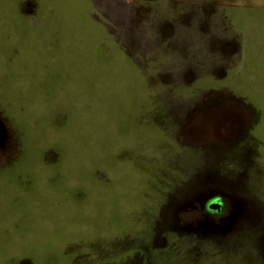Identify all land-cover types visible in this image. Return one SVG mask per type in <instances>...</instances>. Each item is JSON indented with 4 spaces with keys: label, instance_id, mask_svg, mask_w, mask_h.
Returning a JSON list of instances; mask_svg holds the SVG:
<instances>
[{
    "label": "rangeland",
    "instance_id": "1",
    "mask_svg": "<svg viewBox=\"0 0 264 264\" xmlns=\"http://www.w3.org/2000/svg\"><path fill=\"white\" fill-rule=\"evenodd\" d=\"M147 1L0 0V13L13 17V45L0 47L11 55L0 71V138L7 137L0 165L21 145L24 152L3 188L5 208L19 213L9 218L22 225L9 241L35 238L8 264H264V224L247 225L241 214L264 212V75L230 77L251 62L264 65V8L249 13L257 33L242 57L214 56L234 59L229 79L193 87L188 65L178 71L171 64L167 85L148 87L149 71L123 54L113 28L98 27L106 19L129 33L136 12H145L135 4ZM166 1L171 43L185 37L191 47L196 0ZM202 9L215 11L203 13L202 23L203 30L212 24L218 43L229 31L225 10ZM24 26L26 64L16 47ZM51 26L75 59L72 70L56 71V85L48 71L41 80L29 69L39 58L33 40L49 62ZM248 121L258 128L253 134ZM245 149L258 165L252 176ZM210 193L218 206L234 208L233 221L211 222L218 215L199 211Z\"/></svg>",
    "mask_w": 264,
    "mask_h": 264
},
{
    "label": "crops",
    "instance_id": "2",
    "mask_svg": "<svg viewBox=\"0 0 264 264\" xmlns=\"http://www.w3.org/2000/svg\"><path fill=\"white\" fill-rule=\"evenodd\" d=\"M202 3H204L205 5H203ZM168 4L169 3L166 0H149L147 2L136 3V7H144L145 12H136V20L135 22L131 21L129 33H127L126 30H122L121 26L112 25V23L116 24L114 21L111 22L110 20L106 19H103V23L102 21L100 22L102 24L98 23L100 24L98 25V27L101 26L105 30H108V32L110 31L108 27L114 29L110 32H113L115 42L118 44L123 54L126 55V57H128L130 61L136 62V64H140L143 70L149 71L145 74V77L148 80V87L166 86V78L168 74L167 71L170 69L169 67L171 66V64H173L178 71L188 65V70H190L192 73L189 74L186 81H189V85L193 87H197V83L202 81V85L215 86V81H225L229 79V74L227 72L233 69L235 66L228 65V62L233 63L234 59H225L226 61H222L219 59L221 61L219 62V60L217 61V58H214V56L220 55L221 58L222 56L227 57L229 55L242 57L243 50L247 47L248 44L246 43L247 37H249V39L251 38L254 41L256 39L255 33H257L256 30L252 27V24H250L248 21L249 13L254 11L253 8H264V0H225L224 2L222 0H196L194 10L195 35L193 37L194 41L192 46L190 45L191 47L188 48L184 43L185 37L182 38V42L178 41L171 43L170 41L169 13L167 8ZM203 6L209 7L210 9L218 6L224 8L225 10V13L223 14V17L225 18L224 23L226 24V28L229 31L223 37L218 38V43L215 42L218 36H214V31H212L213 29L211 27L212 24H209L211 26H207L206 29L203 30L202 23L203 13H209L210 15H212L215 11H203ZM247 8H251L252 10H244ZM138 16L145 17V19H139ZM11 18L13 17L4 13L3 10L0 13V47L4 46L9 48L11 44L13 45V41H11V39H9V37L7 36ZM24 21L25 19H23L21 23L24 24ZM54 29L55 27L51 26V36L49 39H45L46 44H48V49L45 45V50L47 51V53H49V62L43 63L41 61L42 45H38L39 42H34L33 40L31 45L33 46V48L34 45L38 48V50L34 49V58L35 60L36 57L39 58L37 61L31 62V64H29V69L33 70L35 77L38 76L39 79H41L42 77V72L48 71V76L47 74H44V76H47L48 79H50V84H53V82L55 83L57 80L56 71L65 70L68 72L73 69V67L71 68L70 65L74 64L75 62V59L73 57L74 50L71 49L68 51L63 45V42L61 44L57 43V39L54 35ZM118 30L120 31L118 32ZM203 31L205 34L204 38ZM206 32L208 33V36H206ZM263 32L264 30H262V35L264 37ZM24 33H26L25 26L23 27V30L18 33L19 37L17 38L16 47L18 48L17 54L21 57L18 59V61L26 64L30 62L25 61V50H22L26 47V38H24L25 36L22 37V34ZM56 33L59 34V38L63 36L60 34L63 33L61 30ZM246 34L248 35L246 36ZM126 35H128L130 42L127 40L128 37H126ZM239 38L241 40H238ZM203 39L209 40V43H204ZM251 48L256 49L252 45ZM8 53L9 50L7 51V53L4 52V50L0 51V71H5L10 68H8L7 64L9 56L11 55L10 53ZM144 57H147L145 61L143 59ZM239 60H241V58L237 59V61L235 62L238 63ZM25 70L27 71V68H25ZM251 70H259L260 73L264 75V65H255L251 62L249 63V65H246L243 68L241 73L232 74L230 77L233 80H242L244 79L243 71L249 72ZM52 80L54 81L52 82ZM254 130H258V128L253 127L251 125V121H248L247 132L252 131L253 134ZM6 138L7 137H3L1 139V146L6 145ZM20 150L22 152H19L18 154L14 153V155L12 156V160L8 158L6 159V164L0 165V264H8L7 259L11 253L18 252L20 249H22L23 247L26 248L27 246L28 249L31 248L30 250H32L35 245V241L33 242L35 238L31 237L27 240L26 235H23L22 242L19 244L15 245L13 243H10L9 241L11 234L10 232L15 230L14 227L16 229H19L22 225L20 226V224H17L15 220H12L13 218H9V215H17L19 213H16L15 209H13L14 212H10L11 208L9 210L5 208L7 204V194H5L6 192H3V188L4 186H7L8 180L10 179V174L13 173L12 170H14L15 167L19 166V163L24 162V152L22 145L19 151ZM249 151V149H245V152L249 159L248 161L246 160L247 163L244 164L248 168V170L246 171V175L252 176L257 172L259 173V169L254 173L253 168L258 165L252 158V154H249ZM13 179L14 177L12 178V180ZM241 211H243L241 212V214L249 216L247 218H242V221L247 225L259 226L260 224H264V218L260 217V215H264V212H259L256 209L247 208H241ZM13 221L14 223L12 224ZM21 261H23V259Z\"/></svg>",
    "mask_w": 264,
    "mask_h": 264
},
{
    "label": "flooded vegetation",
    "instance_id": "3",
    "mask_svg": "<svg viewBox=\"0 0 264 264\" xmlns=\"http://www.w3.org/2000/svg\"><path fill=\"white\" fill-rule=\"evenodd\" d=\"M0 134H3V130L0 127ZM1 139L0 138V146H1ZM216 203L218 204H222L220 202V197L216 196L215 193H210L208 194L205 199H204V205L199 207V211H203L205 215H213L216 214L217 217H210L211 222H229V221H233L234 218L231 217V215H233V211L234 208H226V207H222V206H218ZM216 204V205H215Z\"/></svg>",
    "mask_w": 264,
    "mask_h": 264
}]
</instances>
